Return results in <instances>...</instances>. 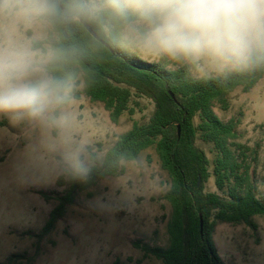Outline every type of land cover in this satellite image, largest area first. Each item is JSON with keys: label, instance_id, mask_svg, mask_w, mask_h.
<instances>
[{"label": "rangeland", "instance_id": "374dc122", "mask_svg": "<svg viewBox=\"0 0 264 264\" xmlns=\"http://www.w3.org/2000/svg\"><path fill=\"white\" fill-rule=\"evenodd\" d=\"M51 32L50 23L21 27L22 37L43 42L42 48H52L56 34L51 38ZM139 57L151 64L169 62L171 70L187 65L197 79L235 70L198 71L167 58ZM73 85L67 102L43 118L0 113V264H163L135 246L169 244L171 206L165 195L170 178L153 148L123 162L122 175L79 193L53 230L43 235L58 198L68 188L57 184L59 177L68 182L74 172L87 174L101 165L118 137L134 123L148 121L154 109L149 100L135 99L140 102L139 107L132 105L136 113L126 112L114 123L103 103L83 93V83ZM76 93H81L80 99ZM228 102L227 110L217 104L214 112L222 122L236 123V142L251 150L250 175L264 202V77L250 92L233 91ZM197 146L212 161L211 146L201 141ZM206 191L220 193L214 177ZM252 223L216 226L213 239L225 264H264V218L255 217Z\"/></svg>", "mask_w": 264, "mask_h": 264}, {"label": "trees", "instance_id": "16d2710c", "mask_svg": "<svg viewBox=\"0 0 264 264\" xmlns=\"http://www.w3.org/2000/svg\"><path fill=\"white\" fill-rule=\"evenodd\" d=\"M72 4L73 0H59L61 12L67 15L50 22L51 38L56 34L52 49L62 56L49 63L48 69L55 75H70L75 85L83 83V93L92 101L103 103L114 123L126 112L131 116L136 113L132 105L139 107L140 102L135 99L149 100L154 109L148 121L134 123L129 132L118 137L101 165L93 166L87 174L74 172L68 182L59 177L57 184L68 188L58 198L59 205L51 212L43 235L53 230L79 193L107 177L122 175L123 162L134 161L153 148L170 178V189L165 195L171 206L167 223L169 244L161 248L136 242L135 246L163 264H225L213 239L216 226H252L253 218H264V202L258 198L250 175L251 150L236 142V123L222 122L214 107L218 104L227 110L228 96L238 88L250 92L264 77V60L197 79L187 65L171 70L169 62L151 64L123 47L120 27L107 15L73 19ZM81 21L111 50L93 38ZM33 43L38 48L44 45ZM80 94H74L75 98L80 99ZM198 141L211 146L212 161L197 146ZM211 177L221 194L206 191ZM200 216L204 221L203 235Z\"/></svg>", "mask_w": 264, "mask_h": 264}, {"label": "clouds", "instance_id": "9594fccd", "mask_svg": "<svg viewBox=\"0 0 264 264\" xmlns=\"http://www.w3.org/2000/svg\"><path fill=\"white\" fill-rule=\"evenodd\" d=\"M73 19L107 15L120 43L141 57L167 58L198 71L239 69L264 60V0H73ZM59 0H0V113L43 118L73 89L47 65L61 58L24 30L66 16Z\"/></svg>", "mask_w": 264, "mask_h": 264}, {"label": "water", "instance_id": "95a60500", "mask_svg": "<svg viewBox=\"0 0 264 264\" xmlns=\"http://www.w3.org/2000/svg\"><path fill=\"white\" fill-rule=\"evenodd\" d=\"M63 0H60V2H62ZM81 23L85 26V28L87 29V31L92 35L93 38H95L98 42H100L101 44H103L104 46H106L109 50H111V47L104 42L94 31L93 29L84 21H81ZM171 96L173 99H175L174 95L171 93ZM179 129V134H180V127H178ZM200 183V181H199ZM203 229H204V221L202 216H200V232L203 235Z\"/></svg>", "mask_w": 264, "mask_h": 264}]
</instances>
